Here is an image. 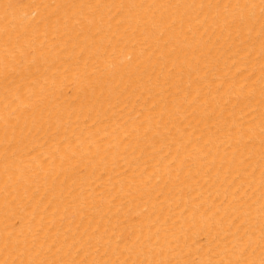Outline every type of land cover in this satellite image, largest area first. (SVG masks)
<instances>
[{
	"label": "bare ground",
	"instance_id": "obj_1",
	"mask_svg": "<svg viewBox=\"0 0 264 264\" xmlns=\"http://www.w3.org/2000/svg\"><path fill=\"white\" fill-rule=\"evenodd\" d=\"M0 264H264V0H0Z\"/></svg>",
	"mask_w": 264,
	"mask_h": 264
}]
</instances>
